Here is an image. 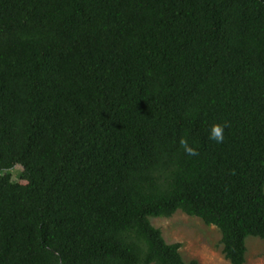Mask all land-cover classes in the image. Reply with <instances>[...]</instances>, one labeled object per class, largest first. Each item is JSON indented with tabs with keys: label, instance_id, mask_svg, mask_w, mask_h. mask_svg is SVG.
Instances as JSON below:
<instances>
[{
	"label": "trees",
	"instance_id": "1",
	"mask_svg": "<svg viewBox=\"0 0 264 264\" xmlns=\"http://www.w3.org/2000/svg\"><path fill=\"white\" fill-rule=\"evenodd\" d=\"M178 211L264 242V0H0V264H200Z\"/></svg>",
	"mask_w": 264,
	"mask_h": 264
},
{
	"label": "rangeland",
	"instance_id": "2",
	"mask_svg": "<svg viewBox=\"0 0 264 264\" xmlns=\"http://www.w3.org/2000/svg\"><path fill=\"white\" fill-rule=\"evenodd\" d=\"M18 167L13 171L17 180L21 173ZM154 226L160 228L168 243H181V252L186 260L196 259L200 264H232L226 259L221 245L222 234L214 225H207L198 217L178 211L170 218H153ZM245 264H264V242L258 238L248 241Z\"/></svg>",
	"mask_w": 264,
	"mask_h": 264
},
{
	"label": "clouds",
	"instance_id": "3",
	"mask_svg": "<svg viewBox=\"0 0 264 264\" xmlns=\"http://www.w3.org/2000/svg\"><path fill=\"white\" fill-rule=\"evenodd\" d=\"M211 138L213 140H215L216 142H223V139H224L223 126L216 125L212 130ZM181 143H182V145H184L186 147V149L190 155H196L197 154L193 149L187 147L186 142L182 141Z\"/></svg>",
	"mask_w": 264,
	"mask_h": 264
}]
</instances>
